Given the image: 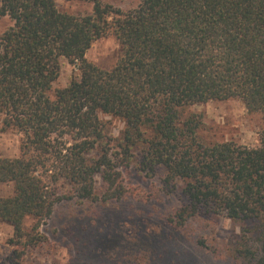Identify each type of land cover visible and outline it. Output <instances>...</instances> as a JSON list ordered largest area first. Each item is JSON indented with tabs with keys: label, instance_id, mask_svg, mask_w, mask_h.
Returning <instances> with one entry per match:
<instances>
[{
	"label": "trees",
	"instance_id": "obj_1",
	"mask_svg": "<svg viewBox=\"0 0 264 264\" xmlns=\"http://www.w3.org/2000/svg\"><path fill=\"white\" fill-rule=\"evenodd\" d=\"M55 1L0 0L11 22L0 34L1 129L22 134L19 156L0 157V183L14 189L0 197V222L12 227L9 264H28L27 251L45 240L40 225L73 199L57 192L60 179L93 201L99 176L103 199L120 200L130 167L147 176L164 168V191L184 198L167 218L178 229L197 216L256 221L260 247L243 241L237 254L264 264V0H137L126 10L91 0L84 17ZM108 33L121 50L101 69L85 54ZM61 59L79 76L53 90ZM229 99L260 115L257 147L204 144L200 116L183 118L186 107ZM100 114L124 123L117 151Z\"/></svg>",
	"mask_w": 264,
	"mask_h": 264
},
{
	"label": "rangeland",
	"instance_id": "obj_2",
	"mask_svg": "<svg viewBox=\"0 0 264 264\" xmlns=\"http://www.w3.org/2000/svg\"><path fill=\"white\" fill-rule=\"evenodd\" d=\"M114 8H133L137 0H99ZM62 13L84 17L92 13L91 0H56ZM11 25L0 16V34ZM120 45L110 33L92 43L85 54L88 62L109 69L120 55ZM77 66L60 60V74L52 89L64 88L77 79ZM200 116L197 131L204 144L234 142L247 148L259 145L262 121L259 114L248 113L238 99L195 104L183 110ZM0 115V157L14 158L20 154L22 134L16 130L2 131ZM106 132L114 139L112 152L122 136L124 123L99 115ZM165 170L157 168L147 176L134 167L122 173V184L129 191L120 200H104V187L95 177L93 201L76 199L75 186L64 179L57 183V192L73 196L58 203L51 217L38 231L45 240L26 253L28 264H247L237 254L240 242L247 241L252 250L261 245V228L254 220L233 221L224 214L197 216L182 229L167 221L169 215L184 203L179 189L167 193L162 187ZM178 187L181 183L178 182ZM13 184L0 183V197L13 195ZM35 220H24L30 230ZM12 227L0 222V264H9L13 248L8 244ZM205 244V248L199 245Z\"/></svg>",
	"mask_w": 264,
	"mask_h": 264
}]
</instances>
